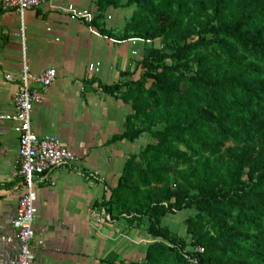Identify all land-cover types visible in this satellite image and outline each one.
Masks as SVG:
<instances>
[{
	"label": "trees",
	"instance_id": "trees-1",
	"mask_svg": "<svg viewBox=\"0 0 264 264\" xmlns=\"http://www.w3.org/2000/svg\"><path fill=\"white\" fill-rule=\"evenodd\" d=\"M94 3L91 28L147 42L137 79L99 83L131 106L110 142L150 140L96 206L151 242L142 260L106 263L191 264L190 254L198 264H264V0ZM134 6L122 29L108 28L109 9ZM185 212L184 234L164 226Z\"/></svg>",
	"mask_w": 264,
	"mask_h": 264
},
{
	"label": "crops",
	"instance_id": "crops-1",
	"mask_svg": "<svg viewBox=\"0 0 264 264\" xmlns=\"http://www.w3.org/2000/svg\"><path fill=\"white\" fill-rule=\"evenodd\" d=\"M94 2L52 0L21 17L3 9L0 0V115L15 111L17 78L24 62L33 75L56 69L57 80L34 107L33 129L41 136H57L77 157L71 166L54 170L36 184L30 264H108L112 254L120 261H138L151 242L145 228L130 226L127 219L103 217L96 206L110 197L128 157L149 138L142 137V143H138L141 138L110 142L124 132L131 106L103 93L99 83L137 79L139 72H134L147 42L108 38L72 17L70 10L93 13ZM125 9L108 10V28L125 26L131 18L119 14ZM10 75L16 78L13 82L7 80ZM18 148L15 124L0 120V264H18L20 252L13 224L20 200L13 178ZM95 173L99 178L91 185Z\"/></svg>",
	"mask_w": 264,
	"mask_h": 264
},
{
	"label": "built area",
	"instance_id": "built-area-1",
	"mask_svg": "<svg viewBox=\"0 0 264 264\" xmlns=\"http://www.w3.org/2000/svg\"><path fill=\"white\" fill-rule=\"evenodd\" d=\"M52 0H1L3 9L15 11L21 17L30 9L38 8ZM73 18L82 19L88 23L93 20V13H82L70 10ZM58 72L54 68L33 75L24 62L19 75V90L14 98V113L0 115V120L13 122L19 137L18 159L14 167L13 178L20 190L19 209L13 224L17 230L20 245L18 264H30L31 245L35 237L34 220L37 214L36 184L45 179L54 170L71 166L76 160V154L63 145L55 135H39L33 129V110L35 105L42 103L44 93L57 80ZM16 78L7 76L13 82ZM99 178L97 173L91 175L90 184ZM103 217L110 216L104 208L100 209ZM202 248H196V254L203 253ZM191 264H198V257L185 255Z\"/></svg>",
	"mask_w": 264,
	"mask_h": 264
},
{
	"label": "rangeland",
	"instance_id": "rangeland-1",
	"mask_svg": "<svg viewBox=\"0 0 264 264\" xmlns=\"http://www.w3.org/2000/svg\"><path fill=\"white\" fill-rule=\"evenodd\" d=\"M136 9V7H130V8H126L123 12L120 11L119 14L121 15H126L127 18H130L133 15L134 10ZM118 13V12H116ZM155 47H160L161 46V42L160 41H156L154 43ZM150 140V139H149ZM144 141V138H141V140L138 143H142ZM189 216V212H185V213H181L175 216H168L165 220H164V226H167L169 228H171L172 230L180 233V234H184L185 233V228L183 225V221L185 218H187Z\"/></svg>",
	"mask_w": 264,
	"mask_h": 264
}]
</instances>
